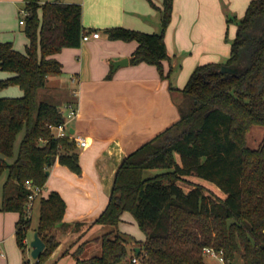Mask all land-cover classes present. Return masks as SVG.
I'll return each instance as SVG.
<instances>
[{
  "label": "trees",
  "instance_id": "1",
  "mask_svg": "<svg viewBox=\"0 0 264 264\" xmlns=\"http://www.w3.org/2000/svg\"><path fill=\"white\" fill-rule=\"evenodd\" d=\"M24 2L26 50L0 40V68L12 72L0 79V89L19 84L24 91L20 96L0 95V175L8 171L1 209L20 212L17 238L23 249L31 223L27 182L44 186L47 170L57 159L82 172L75 139L56 137L51 127L64 121L61 107L47 99L38 101V95L49 75L64 71L56 54L80 46L89 29L80 2ZM149 2L161 10L159 31L123 25L105 31L112 39L136 40L131 62L153 63L162 76L170 77L173 68L164 71V61L171 58L165 31L174 0H163L162 7ZM181 91L180 119L126 155L117 168L108 204L94 220L110 228L94 238L102 251L86 264H121L134 255L146 264H211L206 246L222 249L227 264H239L238 255L240 264H264V140L253 148L247 138L255 124L264 125V0H250L238 19L227 59L198 64ZM23 130L17 156L10 162ZM151 168L161 171L146 176ZM185 175L214 182L225 197L212 196L206 185ZM181 181L191 186L185 189ZM37 200L35 230L46 246L35 264H43L59 245L60 232L71 225L64 220L67 204L58 190ZM126 211L145 233L140 251L129 246L127 233L120 230Z\"/></svg>",
  "mask_w": 264,
  "mask_h": 264
},
{
  "label": "crops",
  "instance_id": "2",
  "mask_svg": "<svg viewBox=\"0 0 264 264\" xmlns=\"http://www.w3.org/2000/svg\"><path fill=\"white\" fill-rule=\"evenodd\" d=\"M61 1L82 3L84 26L99 30L100 35L57 53L64 71L49 75L45 85L52 89L61 108L67 102L78 107V115L69 121L68 130L88 141L85 146L77 143L82 172H74L57 159L49 168L43 187L46 195L53 189L62 194L67 204L64 220L71 225L59 234V245L49 259L52 264L67 253L66 247L71 241L82 238L83 248L87 241L110 228L94 220L108 204L123 158L180 119V103L184 98L181 89L193 69L200 63L217 60L221 52H225L218 27L219 21H224L222 0H174L172 18L165 31L171 58L164 61V71L167 73L172 67L170 77L162 76L153 63L131 62L136 40L112 39L105 31L106 27L116 25L159 31L161 10L149 0ZM154 1L162 7L163 0ZM229 1L233 4L235 0ZM244 2L248 6L250 0H240L242 6ZM6 40L24 51L17 39ZM24 42L26 47L29 42L26 33ZM123 57H128V63L114 67V61ZM7 74L6 77L12 72ZM2 201L0 240L4 253L0 251V264H26V248L20 246L17 238L20 212L1 209ZM135 223L138 224L136 218L126 211L120 221V230L134 235ZM31 226L30 223L28 230ZM34 231L35 228L27 235L30 240ZM145 238L144 233L141 241ZM129 246L138 245L130 243Z\"/></svg>",
  "mask_w": 264,
  "mask_h": 264
},
{
  "label": "rangeland",
  "instance_id": "3",
  "mask_svg": "<svg viewBox=\"0 0 264 264\" xmlns=\"http://www.w3.org/2000/svg\"><path fill=\"white\" fill-rule=\"evenodd\" d=\"M47 0H40L41 3L45 2ZM81 1V0H80ZM244 5L240 4V0H235L232 4V1H223L222 0V14L224 17V21H219V31L222 33V44L225 49V52H221L220 57L217 60H226L227 57L230 55L231 52V41L234 38L237 30V21L240 17H242L245 13L246 6L245 2ZM25 2L24 0H0V40L3 39L6 40L8 38H11V40H16L17 43L22 45V50H26L25 47V33L23 32V26L24 24L20 22V18L25 17V13L23 12ZM40 14H41V10ZM230 18V20H228ZM3 28V29H2ZM7 33L8 35L2 33ZM2 38V39H1ZM15 42V43H16ZM9 71L5 69L0 68V79L5 78ZM55 75V74H52ZM49 86V85H48ZM45 87L44 90L39 91L38 95V101L41 99H47L49 101L57 103V97L55 98L54 92L51 88ZM50 89V90H49ZM49 90V91H48ZM24 91L22 87L19 84H11L6 87H3L0 89V95L1 96H17L23 94ZM53 94V95H52ZM58 104V103H57ZM24 135V130L21 131L17 137L16 140V147H15V153L13 156L8 157L10 162L14 160V158L17 156L19 145L21 142V139ZM248 144L255 148L258 147L264 140V125L262 124H255L252 128V130L248 133ZM8 160V161H9ZM161 171V169L157 168H151L147 169L145 171V175H153L156 172ZM8 172L7 170L0 175V202L2 201V195H3V182L6 179ZM188 180H191L193 183H201L207 186L208 190L207 192L211 194L212 196L216 198H222L225 197L226 193L218 187L214 182L206 180V179H199L196 175H185ZM181 184L184 185L185 189H188L191 186V183L181 181ZM46 190L44 189L42 194L45 195ZM32 218H31V227L30 230L27 231L28 233H33V228L37 226L38 220H39V201L37 200L33 210H32ZM136 228L135 230H132V233L134 235L127 233V238L131 245H140L141 238L144 235L143 230L138 226L137 223H135ZM109 226H106L108 228ZM32 239V238H31ZM82 241V238H79L77 240L71 241L67 247L66 251L67 253L60 259L56 264H86V260L91 257L92 255L99 254L102 251L101 242L96 240H89L85 243L82 250L78 253L77 256V248L80 245V242ZM74 250L71 251V250ZM78 257V258H77ZM206 259L211 264H223L218 258L206 255ZM24 260L26 261L30 260L32 262L36 261V258L32 257L31 250L29 247L24 251ZM237 262L240 264L242 262V257L238 255ZM35 264V263H34ZM43 264H52V262L48 259ZM140 264H146V263H140Z\"/></svg>",
  "mask_w": 264,
  "mask_h": 264
},
{
  "label": "built area",
  "instance_id": "4",
  "mask_svg": "<svg viewBox=\"0 0 264 264\" xmlns=\"http://www.w3.org/2000/svg\"><path fill=\"white\" fill-rule=\"evenodd\" d=\"M23 12L26 13V11L23 9ZM20 22L24 23V18H20ZM100 35V31L95 29V30H89L86 29L83 34H82V41L83 40H88L90 37H98ZM61 110L64 113V121L59 123L58 125H51L55 132L56 137H63V136H72L73 139H75L76 143H78L81 146L87 145L88 141L87 138L82 136V135H72V133L69 132L68 130V124L69 121L76 117L78 115V107L73 102H67L64 104L63 108ZM27 186L31 190L30 193L28 194V199L26 203V210H27V215L29 217H32V210L35 205L36 199L38 196L42 195L43 192V187L41 185L34 184L32 180H29L27 182ZM30 239L27 236V234L23 237V243L25 244V248L31 250V244H30ZM0 251L4 253V248L2 246V240H0ZM204 252L207 255L214 256L218 258L223 264H227L226 258L224 256L223 250H217L213 247H204ZM35 262H32L28 260L26 264H34ZM141 263V258L138 257L137 255H134L132 257L126 258L122 261L121 264H140Z\"/></svg>",
  "mask_w": 264,
  "mask_h": 264
},
{
  "label": "water",
  "instance_id": "5",
  "mask_svg": "<svg viewBox=\"0 0 264 264\" xmlns=\"http://www.w3.org/2000/svg\"><path fill=\"white\" fill-rule=\"evenodd\" d=\"M128 57H123L120 59H117L114 61V67H117L119 65H123L128 63ZM47 173L49 174V170H47ZM31 244V255L34 258H38L40 256V254L42 253V251L44 250L46 243L45 241L42 239V237L39 235V232L37 230L34 231V235L33 238L30 241ZM137 251H140V247H137Z\"/></svg>",
  "mask_w": 264,
  "mask_h": 264
}]
</instances>
